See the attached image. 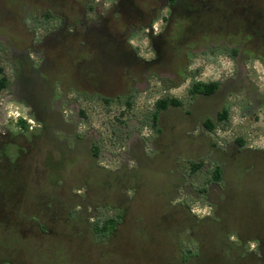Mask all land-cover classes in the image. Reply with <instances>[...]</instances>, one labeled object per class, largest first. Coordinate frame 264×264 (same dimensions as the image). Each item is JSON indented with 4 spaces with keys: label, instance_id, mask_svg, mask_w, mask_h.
I'll use <instances>...</instances> for the list:
<instances>
[{
    "label": "flooded vegetation",
    "instance_id": "obj_1",
    "mask_svg": "<svg viewBox=\"0 0 264 264\" xmlns=\"http://www.w3.org/2000/svg\"><path fill=\"white\" fill-rule=\"evenodd\" d=\"M72 2L70 7L62 0H45L49 7L23 4L16 13L0 0V156L25 158L33 148L36 175L49 173L55 159L68 156L91 157L97 170L131 168L134 162L136 167L142 159L147 165L163 155L164 137L174 129L169 119L176 117L184 136L197 144L178 152L171 171L195 178L184 195L207 201L212 210L207 216L216 220L219 204L230 196L219 195L228 159H264V0ZM180 88L181 97L174 96ZM147 91L155 95L152 107L137 122L119 124L114 129L118 146L110 149L90 125L86 108L132 107ZM8 102L19 109L14 132L6 125ZM114 161L118 166L110 167ZM14 184H3L0 203L37 204L29 196H13ZM71 193L76 198L80 191ZM246 197H259L264 204V186ZM181 199L173 196L170 203ZM95 210L85 219L102 236L114 234L126 215L101 218ZM84 211L73 207L67 218L83 217ZM27 219L35 237L60 235L34 215ZM263 226L244 242L238 238L242 255L263 256ZM233 241L225 238L221 244ZM218 255L205 245L195 264H224ZM0 264L29 263L19 255L0 256Z\"/></svg>",
    "mask_w": 264,
    "mask_h": 264
},
{
    "label": "rangeland",
    "instance_id": "obj_2",
    "mask_svg": "<svg viewBox=\"0 0 264 264\" xmlns=\"http://www.w3.org/2000/svg\"><path fill=\"white\" fill-rule=\"evenodd\" d=\"M3 1L15 8L16 13L20 12L23 4L49 7V4H44L45 0ZM72 1L62 0L63 6L70 7ZM172 94L181 97L182 88ZM1 98L2 94L0 101ZM154 98V93L147 91L139 94L132 107L90 104L86 108L89 123L101 134L110 149H116L119 139L114 135V129L119 124L125 126V121L140 120L142 113L152 107ZM17 113L19 109L15 103L8 102L6 125L12 132L16 127L14 120L19 117ZM175 121L176 117L169 119V127L174 126V129H169L164 137L163 155L154 156L147 161V165L146 159H142L136 167L134 162L131 168L97 170L91 157H85L82 161L78 157L68 156L57 158L58 162L54 158L59 168L55 164L50 167L49 173L36 175L33 148L30 156L25 158L16 159V155L11 154V161H6L0 156V189L4 183L10 185L15 182L10 189L13 196H29L32 202L37 203H0V256L22 255L29 264H195L206 245L218 252L224 264H264V254L261 258L242 255V247L237 241L239 238L244 242L254 236V230L264 223L261 220L262 201L259 197L252 200L246 197L264 186V159L239 156L232 158V161L228 159L223 174V190L219 195L229 192L230 196L226 203L222 201L219 204L216 220H211L208 216L212 210L207 201L184 195L192 190L189 184L195 178L171 171L178 152H187L192 144H197L196 140L184 136ZM51 161L48 159L45 163L49 165ZM100 162L106 164L103 160ZM116 166L117 161L110 165L113 168ZM244 167H247V173ZM46 175L47 178L43 179ZM178 184H185V188L178 190ZM73 189L80 191L76 198L72 197ZM122 193L125 198L119 202L118 196ZM173 196L183 199L170 203ZM46 198L50 199L48 204H44ZM76 206L85 210L83 217L77 214L67 218V211ZM94 210L101 218L122 211L126 215L117 224L114 234L102 236L93 231L92 221L85 219V215L90 217ZM188 212L197 218L187 216ZM32 215L40 222H46L60 235L35 237V226L30 225L32 221L27 219ZM225 238L234 241L222 246L221 241ZM204 239H207L206 244ZM136 245L144 250H139ZM254 245L255 242L250 243V246ZM188 249L197 251L194 253L197 255L188 254Z\"/></svg>",
    "mask_w": 264,
    "mask_h": 264
},
{
    "label": "trees",
    "instance_id": "obj_3",
    "mask_svg": "<svg viewBox=\"0 0 264 264\" xmlns=\"http://www.w3.org/2000/svg\"><path fill=\"white\" fill-rule=\"evenodd\" d=\"M173 101H174V100H173ZM161 102H163V101H161ZM174 102H176V101H174ZM218 176H219V174L217 173V174H216V178H218Z\"/></svg>",
    "mask_w": 264,
    "mask_h": 264
}]
</instances>
